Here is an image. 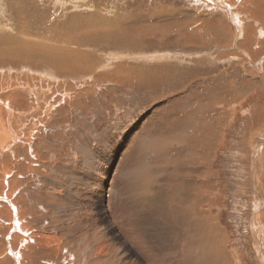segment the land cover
<instances>
[{
    "label": "rangeland",
    "instance_id": "374dc122",
    "mask_svg": "<svg viewBox=\"0 0 264 264\" xmlns=\"http://www.w3.org/2000/svg\"><path fill=\"white\" fill-rule=\"evenodd\" d=\"M224 2L0 0V118L14 134L0 144V264L187 263L193 253L175 252L179 261L172 247L163 251L147 216L157 186L178 212L184 176L215 188L211 214L229 250L263 264L254 243L264 235L255 204L264 196V0ZM185 26L197 33L191 42L177 33ZM222 77L241 98L214 103L232 115L213 162L174 170L163 155L207 147L183 134L188 127L196 137L211 122ZM208 169L211 178L200 173Z\"/></svg>",
    "mask_w": 264,
    "mask_h": 264
},
{
    "label": "bare ground",
    "instance_id": "6f19581e",
    "mask_svg": "<svg viewBox=\"0 0 264 264\" xmlns=\"http://www.w3.org/2000/svg\"><path fill=\"white\" fill-rule=\"evenodd\" d=\"M207 1H209L210 3H213V4L216 1L218 4V5H216L217 7L222 6V8H224L226 6V8H228V6L224 2L225 0H207ZM229 18H233V22L235 23V26L237 28L240 27L241 21L238 19L237 14L231 15V16H229ZM177 22L178 21H176V23ZM173 29H175V27L168 28V33H172ZM176 30H177V33L180 37L187 36L189 38L188 42H191L193 40V38H195V36L197 35V33L193 32L192 28L189 26H185L183 28H178ZM0 44H1V42H0ZM68 52H71V50H68ZM80 56H79V58H80ZM2 57H3V55H2ZM159 58H160V56H159ZM163 60H164V58H163ZM4 78L8 79L7 76H4ZM222 79L223 80H220L217 83H214V86L212 87V93L210 94V101H211L210 112H211V118H212L211 122H207V125L204 123L203 130H201L200 133H197L196 137H194L192 135V133L188 129V127H186L187 129L184 131V134H183V138L189 139V141L192 143H203V144L207 145V147L205 148L202 155H191L190 154L191 151L186 152L187 155H182L181 158H180L181 155H174L171 151L168 152L167 155H163L166 160L169 159L168 162L172 163V161H174L175 164H176V162H181L183 159H185V165L183 167L179 168L182 173L188 172L190 167L187 166V163L201 164L204 161L211 162L213 160L215 150L220 145L219 139H220L222 132H223V126L230 119V117L232 115L231 114L232 111L231 112L223 111L220 109V107L214 106V103L216 101H221L220 103H223L225 105L230 103V106L232 107V105L234 103H237L238 100L241 98V96H233L234 89L230 85L231 84V78L222 77ZM29 80H32V78H29ZM16 86H18V85H16ZM190 90L191 91L193 90L192 87ZM6 91L9 93H7ZM15 91H17V90H14V88H12V86L9 82L8 86H6L4 88V95L7 96V99H10L11 96L13 95V93H15ZM235 91H236V88H235ZM9 95H10V97L8 98ZM197 95H198V92L196 89H194L192 96L197 97ZM188 100L189 99H186V102ZM203 106H205L204 103H203L202 107ZM4 109H5V107H4ZM10 111H8V112H10ZM11 113H12V111H11ZM192 114H193V112H192ZM1 115H2V113H1ZM208 117H210V116H208ZM0 119H1L0 120V123H1V125H0V144L6 145L10 142V140L13 139L14 136H12V135H14V134L11 135L10 132L8 133L9 135L7 134V132L9 130H7V129H6L7 131L4 130L6 126L3 123L2 118H0ZM200 119L201 118L197 117V120H200ZM189 121H190V117L188 115L185 119H180L178 121L176 120L172 123L173 129L178 130V129L188 125ZM13 130H15V129H13ZM18 140L19 139H17V141ZM13 145H14V143H13ZM0 153H2L1 150H0ZM176 154H178V153H176ZM174 163H172V164H174ZM175 164H174V167H175L174 170L178 171V168H177L178 166H176ZM150 165H152V164H150ZM170 166H171V164L168 165L167 168H169ZM200 173H202L203 176H206L207 178L210 176H213V173H211L210 170L209 171L203 170V172H200ZM161 174H163V173H161ZM181 179H182V183L180 182V184H182V186H183L182 190H184V191H182V195H181L182 196V199H181L182 205L180 206L178 212H176L177 210L174 211V209L178 208V207H176L173 204L174 201L172 202V199H170L168 197L169 195H167L165 190H163L159 194L155 193V189L158 188L159 186L153 188V192L150 191L148 193L149 196H151L152 198L154 197L153 198L154 199V205H152V207H150V209H149V212L152 213V215H147V216H149V217L155 216V218L157 220L156 226L159 229V231H155V233H153V236H152L153 240H156L157 244H159L162 247L163 251H165V249H167V248L172 247L174 250V253L179 251V250L181 252L193 253V256L191 255V257H192L191 260L187 259L188 260L187 263L185 262L183 264H244L239 256L234 255L232 253V251L229 250L225 230L220 227L217 219L215 217H213L211 214L212 213L211 207L212 206L215 207L214 206V203H215L214 199L215 198L214 199L210 198V196L212 195L211 192H214L213 189H215V188H213L206 180L201 179V178H197L196 180L193 181V180H189V178H187V176H184ZM160 181L165 183V182H168L169 179H168V177H163L162 179H160ZM158 185L161 186V183ZM172 185L175 188H179L178 183H172ZM262 193H264V191ZM261 195H260V197H261ZM181 196H179V198H181ZM262 197L263 198H261V201H262V199L264 200L263 195H262ZM261 201L255 200V202H256L255 204L260 202L261 204H258V205H261V208H262V207H264V201H262V202ZM189 203H191V205H189ZM177 206H179V205H177ZM259 210H260V208H259ZM143 217H144V215H143ZM153 220H155V219H153ZM254 223H255V227H257L256 225L259 223V220L257 222V219H256V221ZM108 224H109V226H108L109 229L113 228L114 239L122 244L123 242L121 241V236L119 234L116 235V229H115L116 225L114 224V222H113V224L112 223H108ZM160 225H161V227L159 228ZM256 234L258 235V237L261 235L260 236L261 240L258 243H254V245L256 247V250L260 253L262 251L263 256H264L263 230L258 231ZM150 235L151 234H149V239H151ZM173 241H175L176 243L173 244L172 243ZM124 244L125 243H123L121 246H124V248H126L127 246H125ZM178 254L175 253V260H179V258L177 259ZM179 261H181V260H179ZM184 261H186V260H184ZM262 263L264 264L263 259H262ZM174 264H175V262H174Z\"/></svg>",
    "mask_w": 264,
    "mask_h": 264
},
{
    "label": "crops",
    "instance_id": "0c3cea01",
    "mask_svg": "<svg viewBox=\"0 0 264 264\" xmlns=\"http://www.w3.org/2000/svg\"><path fill=\"white\" fill-rule=\"evenodd\" d=\"M180 163H181V166L185 165V159H183ZM175 165L178 166L177 163Z\"/></svg>",
    "mask_w": 264,
    "mask_h": 264
}]
</instances>
